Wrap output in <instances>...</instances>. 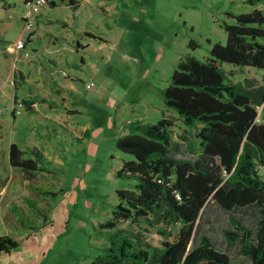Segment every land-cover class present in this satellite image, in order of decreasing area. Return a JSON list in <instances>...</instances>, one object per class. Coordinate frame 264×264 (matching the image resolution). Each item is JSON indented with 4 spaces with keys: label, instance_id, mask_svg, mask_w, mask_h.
I'll return each instance as SVG.
<instances>
[{
    "label": "rangeland",
    "instance_id": "1",
    "mask_svg": "<svg viewBox=\"0 0 264 264\" xmlns=\"http://www.w3.org/2000/svg\"><path fill=\"white\" fill-rule=\"evenodd\" d=\"M49 1L44 7L51 6ZM24 3L25 0H0V40L8 41L7 47H13L22 29ZM63 4L45 9V17H66L67 8ZM103 4L106 18L99 12V5ZM85 9L81 13H89L93 19L85 25L95 28L106 42H92L86 57L93 69L79 73L84 81L91 77L96 87L86 90L81 81H67L73 84L69 100L74 107L83 109L82 114L72 115L67 121L73 126L87 124L95 132L103 130L112 120L108 114L110 99L134 85L143 69L149 70V78L156 85H167L182 55L190 52L199 59L206 58L208 40L225 43L223 23L236 22L228 13L249 11L251 6L244 0H91ZM6 22H10L9 28ZM45 22L39 26L40 37L31 46L49 48L51 33L65 36L69 31L59 22ZM108 24L113 27H107ZM190 40L194 49L188 46ZM2 49L0 46V92L8 89L6 93L10 95L14 91L10 79L17 73L18 64L15 61L12 65L13 60ZM244 76L253 79L257 86L262 74L249 69L245 74L237 72L236 78ZM93 90L97 93L93 102L88 103ZM7 94L0 97V235H9L18 242V247L1 253L0 264H88L108 243L110 229L102 228L101 224L112 216L118 203L116 190L129 186L130 181L116 176L121 157L128 155L117 150L109 138L101 142L102 134L83 146L87 139L74 138L68 130L59 128L56 135L50 131L52 135L37 139L44 140L53 161L44 175L37 173L30 178L39 185L33 191L28 178L8 163L10 142L23 145L33 136L28 129L20 128L24 116H19L16 126L12 125V100ZM151 98L155 104H163L161 93H152ZM258 111V121L263 122L264 106L258 107ZM44 126L48 127L46 124L41 127ZM172 132L179 144L172 155L195 160L199 150L196 130L188 132L187 127L183 130L175 124ZM259 170L264 174V166ZM230 216L240 219L252 231L260 218L253 205L229 212L210 199L203 209L198 232L208 234L218 249L228 251L234 261L238 246L228 247L223 237V230L232 228ZM118 227L125 232L135 229L129 221H121ZM177 228L171 227L172 232ZM144 235L151 244L160 243L161 237L154 229L144 231Z\"/></svg>",
    "mask_w": 264,
    "mask_h": 264
},
{
    "label": "trees",
    "instance_id": "2",
    "mask_svg": "<svg viewBox=\"0 0 264 264\" xmlns=\"http://www.w3.org/2000/svg\"><path fill=\"white\" fill-rule=\"evenodd\" d=\"M244 1L251 9L228 13L236 22L222 25L226 42L208 40L204 59L190 52L182 55L162 89L165 105L196 130L197 158L172 155L179 144L168 118L135 122L130 133L118 137L116 148L129 158L116 176L130 183L116 190L118 203L101 224L110 229L108 243L88 264H231L228 251L198 232L210 199L229 212L251 205L258 209L254 231L230 216L232 228L224 229L223 237L228 247L237 245L250 264H264V174L259 170L264 166V122L258 121V107L264 106V0ZM192 45L190 40L188 46L194 49ZM249 69L261 72L259 85L246 76L236 78L237 72ZM22 103L28 105V100ZM21 154L10 144L12 166L45 170L21 159ZM121 221L135 229L125 232L118 227ZM173 226L178 227L175 233ZM149 229L161 237L158 245L145 238ZM17 247L15 239L0 235V254Z\"/></svg>",
    "mask_w": 264,
    "mask_h": 264
},
{
    "label": "crops",
    "instance_id": "3",
    "mask_svg": "<svg viewBox=\"0 0 264 264\" xmlns=\"http://www.w3.org/2000/svg\"><path fill=\"white\" fill-rule=\"evenodd\" d=\"M53 1H55V6L49 3L51 6L43 7L36 16L35 37L27 42L25 49L17 50L14 44L13 47H7L8 41L5 39L0 45L3 48L4 55L8 59L13 60L12 65L15 61L18 64L17 73H13L10 79V86H12L14 91L8 95L6 93V91H9L8 89L2 90L0 92L2 96L0 97H4L3 95L6 96L7 94L12 100L10 107L12 125L16 126L19 122V116H24L25 121L20 124V128L28 129L33 136L25 140L23 145L14 141H11L10 144H16L18 149L23 151V154L19 156L21 159L30 160L33 166H43L45 170L25 171L19 167L12 166L10 163V145L7 159L12 168L20 170L28 178V183L33 185V191L38 189L39 185L33 184L30 178L37 173L44 175L47 172V166L53 161L47 152L48 147L43 142L44 140L38 142L37 139L39 136L52 135L50 131L56 135L60 132V129L61 131L68 130L74 138L76 137L83 141L87 139V142L84 141L83 146H87L93 137L102 134L101 142L109 138L116 146L118 137L130 133L135 122L155 123L161 118H168L172 120L173 126L178 124L183 130L187 127L177 113L165 105L162 89L166 85H156L150 80L149 70L146 71V69H143L142 73L135 78L136 83L134 85L116 93L115 98L110 99L108 114L112 120L110 123L107 122L103 130H95L93 132L87 124L70 125L67 121L68 117L82 114L83 109L74 107L73 101L69 100L68 92L73 91V88L71 87L72 83L69 82L70 84H68L67 81H81L85 89L90 90L86 88V84L94 80L90 77L87 81H84L79 76V73H88L93 69L86 57L92 42H106V40L95 28L85 25L88 22L87 20L92 22L93 19L89 13L82 14L81 12L86 10L85 5L90 3L91 0H75L73 4H69L67 1H60L64 3L63 5L67 8L68 14L64 18L48 19L44 15V10L55 8L60 3L57 0ZM104 5H99L101 8L99 12L106 18ZM45 20L47 24L59 22L63 29L69 31L66 32L65 36L51 33V47L49 48L33 47L31 43L40 37L39 26ZM80 22H83V24H80ZM7 25L9 28L10 22H6ZM107 27L112 28L113 26L108 24ZM25 52H28V56H25ZM94 87H96V83ZM156 92L162 95V105L155 104L151 98V94ZM96 93L97 90H93L91 97L88 98V103L93 102ZM15 96L17 97V103H22V100H28V105L22 103V106L18 107L17 103H14ZM3 109L5 108H2V114L5 112ZM33 119L35 123H33ZM153 120L156 121L154 122ZM42 124L48 125L49 128L47 126L41 127ZM187 130L189 132L190 128L187 127ZM128 158L129 156H124L121 157V160L123 162V160ZM231 264H250V262L240 254L237 248L234 261L231 257Z\"/></svg>",
    "mask_w": 264,
    "mask_h": 264
},
{
    "label": "built area",
    "instance_id": "4",
    "mask_svg": "<svg viewBox=\"0 0 264 264\" xmlns=\"http://www.w3.org/2000/svg\"><path fill=\"white\" fill-rule=\"evenodd\" d=\"M46 4L47 0H27L24 3V9L21 16L23 21L22 29L13 43L17 50L25 49L27 42L35 37L36 16ZM25 56H28V52H25ZM94 86L95 83L93 81H90L86 84L87 89H91ZM17 106L21 107L22 104L18 103Z\"/></svg>",
    "mask_w": 264,
    "mask_h": 264
}]
</instances>
